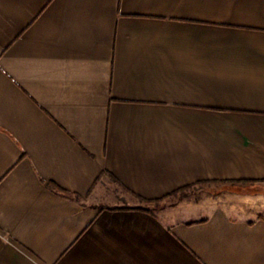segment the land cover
I'll return each instance as SVG.
<instances>
[{"label": "crops", "instance_id": "1", "mask_svg": "<svg viewBox=\"0 0 264 264\" xmlns=\"http://www.w3.org/2000/svg\"><path fill=\"white\" fill-rule=\"evenodd\" d=\"M0 264H264V0H0Z\"/></svg>", "mask_w": 264, "mask_h": 264}, {"label": "rangeland", "instance_id": "2", "mask_svg": "<svg viewBox=\"0 0 264 264\" xmlns=\"http://www.w3.org/2000/svg\"><path fill=\"white\" fill-rule=\"evenodd\" d=\"M253 186V187H251ZM223 188L224 186H218V185H207V184H200V185H196L193 187H190L188 189L183 190L180 193H176L173 196H170L166 199L160 200L158 202H144V204H146V206L148 207L149 210L159 213V212H165L166 210H169L170 208H174V207H178V206H187V204H191V205H215L217 203H220L221 201L227 199V203L231 204V205H242V204H247L250 205L247 202H242L239 201L237 199L235 200H231L232 199V195L236 194L235 192H230L228 189H231L230 186H225L226 187V191H220V189ZM239 187V193H244L245 195L248 196V194L250 195L251 189H259L258 186H256V188H254V185H245L246 189H242L244 188V186H242V188H240L241 186H237ZM236 189V188H234ZM241 190V192H240ZM245 190V191H244ZM232 191V190H231ZM252 191H257V190H252ZM237 192V191H236ZM238 193V194H239ZM232 194V195H231ZM227 197V198H225ZM231 202V203H230Z\"/></svg>", "mask_w": 264, "mask_h": 264}, {"label": "trees", "instance_id": "3", "mask_svg": "<svg viewBox=\"0 0 264 264\" xmlns=\"http://www.w3.org/2000/svg\"><path fill=\"white\" fill-rule=\"evenodd\" d=\"M193 186H196V185H193ZM193 186H189V187H184V188L178 189L177 191H174L173 193H171L170 195H168V196L165 197L164 199H166V198H168V197H170V196H173V195L176 194V193H180V192H182L183 190L188 189V188L193 187ZM162 200H163V199H162ZM155 202H158V201H155Z\"/></svg>", "mask_w": 264, "mask_h": 264}]
</instances>
